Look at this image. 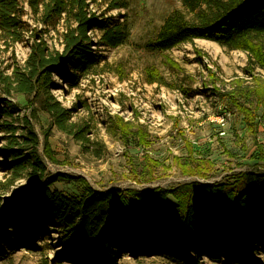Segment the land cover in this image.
<instances>
[{
	"label": "trees",
	"instance_id": "16d2710c",
	"mask_svg": "<svg viewBox=\"0 0 264 264\" xmlns=\"http://www.w3.org/2000/svg\"><path fill=\"white\" fill-rule=\"evenodd\" d=\"M87 1L25 0L44 26L64 22L62 50H58L45 40L47 29H31L23 21L20 0H0V33L13 42L30 34L33 41L24 69L16 71L13 78L2 79L6 85L2 94L8 99L0 97V130L7 134L9 145L1 150L5 162L0 169L16 177L25 173L35 181L2 207L0 261L9 257L7 249L40 250L37 239L51 230L59 235L66 252L77 256L82 264H117L127 255L164 256L181 264H199L204 256L224 257L234 264H258L254 255L264 251V172H239L232 182L194 181L152 191L99 192L88 187L81 198L51 190L55 182H86L81 177L63 174L46 181L47 162L60 164L49 143L50 132L57 129L68 133L82 145L90 141L91 134L89 125L78 126L72 121L78 107H84L86 102L65 107L53 93L54 78L78 89L84 80L99 76L105 66L95 48H118L127 44L131 36L125 25L90 15ZM181 1L187 13L177 10L165 18L150 45L152 51L168 52L205 40L246 52L264 69V43H259L264 38V0ZM95 31L100 32L98 42L89 36ZM211 76L216 78L213 73ZM249 76L255 78L253 73ZM154 82L163 83L159 79L151 81ZM212 82L215 87L210 90L243 117L250 133H257V111L264 107V87L259 79L256 105L248 87L237 86L223 95L221 90L225 86L215 79ZM13 90L35 97V102L30 101V115L36 117L42 112L48 117L43 145L28 117L23 120V129L9 121L23 109L9 99ZM185 94L193 96L196 92L189 90ZM111 126V134L124 144L137 141L140 147L149 145L142 127L134 128L132 122L120 117H113ZM19 130L23 134L16 136ZM174 163L184 175L207 177L205 163L194 157H175ZM169 169L148 157L142 168L132 171L133 179L139 184L148 183L157 179L159 170Z\"/></svg>",
	"mask_w": 264,
	"mask_h": 264
},
{
	"label": "rangeland",
	"instance_id": "374dc122",
	"mask_svg": "<svg viewBox=\"0 0 264 264\" xmlns=\"http://www.w3.org/2000/svg\"><path fill=\"white\" fill-rule=\"evenodd\" d=\"M20 2L23 21L31 29H47L44 38L49 46L62 50L64 22L46 27L38 21L40 16H34L25 0ZM87 3L90 15L95 14L111 24L125 25L131 36L121 47L95 48L105 66L99 76L84 80L78 89H71L58 77L54 78L53 93L65 107L73 108L86 102L84 107H78L72 121L78 126L89 125L91 134L90 141L82 145L68 133L57 129L50 132L49 143L60 164L47 162L46 181L63 174L81 177L86 182H55L51 190L81 198L87 194L88 187L99 192L112 189L152 191L173 189L194 181L232 182L234 174L239 172H264V107L257 111V133H250L243 117L210 90L215 87L213 79L225 86L221 90L223 95L237 86H245L253 93L251 101L256 105L257 79L264 87V69L255 64L248 53L205 40H196L168 52L152 51L150 45L157 38L165 18L177 10L187 13L181 0H88ZM89 36L98 42L100 32H92ZM30 37L26 34L20 42H13L12 38L7 39L0 33V97L3 99L8 97L2 94L6 87L2 79L13 78L16 71L24 69L32 50ZM261 40L259 43L263 44L264 38ZM210 71L216 78H212ZM153 79L163 83H151ZM189 90L196 94L186 95ZM9 99L23 107L21 113L9 121L23 129V120L28 117L43 145L49 119L42 112L36 117L30 115V101L35 102V97L13 90ZM113 117L132 122L134 128L142 127L149 145L140 147L137 141L124 144L113 136ZM21 134L23 131L19 130L16 136ZM6 136L0 130L1 168L5 162L1 150L9 145ZM148 157L170 169L159 170L157 179L139 184L134 181L132 171L142 168ZM175 157L183 160L194 157L205 163L207 177L184 175L175 166ZM34 182L25 173L16 177L0 169V212L7 201L19 197ZM37 244L41 247L38 251L26 247L14 251L7 249L10 255L0 264H82L77 256L66 252L55 231L48 230L46 236L37 239ZM254 260L264 264V251L254 255ZM117 264L181 263L164 256L127 255ZM199 264L234 263L227 262L224 257L204 256Z\"/></svg>",
	"mask_w": 264,
	"mask_h": 264
}]
</instances>
